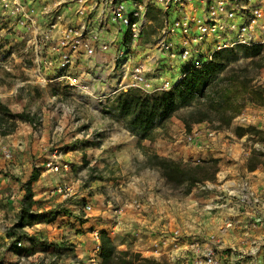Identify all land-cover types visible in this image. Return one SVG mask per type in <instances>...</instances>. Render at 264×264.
I'll use <instances>...</instances> for the list:
<instances>
[{"label":"rangeland","instance_id":"obj_1","mask_svg":"<svg viewBox=\"0 0 264 264\" xmlns=\"http://www.w3.org/2000/svg\"><path fill=\"white\" fill-rule=\"evenodd\" d=\"M151 15L153 27L145 32L147 35L149 32L152 34L154 27L160 26L162 22V17L157 12ZM3 28L4 24L0 19V104L11 113H29L34 117V122L17 121L16 128L6 135L2 134L5 127L0 128V140L8 143L12 150L10 159H4L0 154V264H100L94 232L101 230L98 229L101 223L108 225L106 228L101 226L114 239L117 249L138 252L122 245L126 240L118 232L116 226L119 224L116 225L113 215L107 224L100 214H95L98 211H85L86 205H94L87 196H93L97 192L101 194L105 205L110 201L111 206H116L127 198L134 210L133 200L140 201L143 210L145 205L157 203L158 199L172 208L186 210L190 208L191 196L208 199L213 194L217 197L208 207L228 213L226 207H216L222 201L218 197L223 196L228 187L238 189L244 182L252 186L257 183V179L249 171L264 165V137L261 135L252 132L256 147L251 155L258 161L254 170L247 169L251 155L242 157L236 140L228 136L232 121L229 126H223L211 116V119L191 123L189 131L194 127L207 126L216 130L218 137L216 140L206 138L201 143L186 144L184 135L189 131L182 118L193 110V102L158 123L151 133L152 139H141L117 113L114 95L102 96L108 91L96 89L91 95H85L65 86L39 85L27 63L23 52L24 44L11 39L9 34H4ZM232 50L235 55L227 71L245 70L252 84L264 86V67L258 68L252 64V58L244 57L241 47H234ZM182 131L185 133L179 145L201 146L209 152V157L189 155L184 158L179 155L174 158L167 146L170 141H174V134ZM163 145L165 150L161 149ZM174 145L179 146L176 143ZM53 150L59 153L60 161L68 164V169L59 174L47 171L45 166L47 157ZM150 153L184 161L218 158L216 178L214 181H206L210 187L200 188V183L185 194L184 186L172 187L158 169L146 166V158ZM33 169L38 173V179L32 183L31 211L35 215L30 225L18 226L17 220L24 198L22 185ZM72 182L75 183L74 191H65L64 186ZM48 187L49 190H46ZM206 205V201L201 199L192 207L196 206L201 211ZM249 211H245L247 217L251 213L264 216V211L259 212V209ZM95 215L98 218L95 224L86 225L87 230L83 226L79 227L77 221ZM237 216L238 214L233 218L237 219ZM219 217L208 231L209 234H216V224L222 222V216ZM245 219H237L236 226L242 225L243 231L251 227L250 222H255L256 227H264V223L260 221ZM33 226L38 231L31 232ZM247 234L248 232L243 233L244 236ZM229 235L233 236L231 232L227 233ZM261 240L262 243L251 245L253 249H238L233 245L223 247L222 252L228 256H239L235 260L237 264H262L264 262H258L264 258V238ZM155 258L165 259L171 264L166 255Z\"/></svg>","mask_w":264,"mask_h":264},{"label":"built area","instance_id":"obj_2","mask_svg":"<svg viewBox=\"0 0 264 264\" xmlns=\"http://www.w3.org/2000/svg\"><path fill=\"white\" fill-rule=\"evenodd\" d=\"M149 12H157L162 17L160 26L154 27L151 34V46L164 52L170 60L187 62L189 67H200L204 60H210L222 49L257 44L264 49V0H0L4 34L24 44L27 63L39 85L65 86L85 95L103 89L108 91L103 97L114 95V98L127 89L151 94L172 86L164 79L159 88H154L152 84L158 76L150 72L149 63L131 62L139 39L153 25ZM111 48H114V86H110L108 78L95 77L91 81L88 76L84 77L80 71L89 68L82 63L83 55H95ZM171 66L172 63L166 70L172 71ZM263 125L264 99L259 105L247 98L232 119L228 132L239 145L242 157L247 158L256 147L255 135L249 132L237 135V129L258 130L264 129ZM217 137L214 129L194 127L185 133L184 141L197 144ZM11 151L8 143L0 140V154L4 159L12 157ZM59 156L57 150L48 155L45 166L49 171L61 173L68 169V164L60 161ZM249 172L257 179L255 185L244 182L238 189L228 187L223 198L218 197L223 202L216 207H226L228 214L221 219L216 234H193L180 226L167 225L152 232L151 227L138 226L135 237L142 238L151 232V240L147 247L137 251L143 257L166 255L171 264H230V255L222 252V243L237 225L233 216L244 215L251 209L264 211V165ZM74 186L72 182L64 190L72 192ZM208 187L207 182L200 186ZM107 204L111 206L110 201ZM133 206L142 211L140 201L133 200ZM91 207L86 205L85 211ZM111 211L116 225L121 223L123 207L112 205ZM260 217L256 221L264 223ZM249 226L256 227V224L250 222ZM94 236L98 238L97 230Z\"/></svg>","mask_w":264,"mask_h":264},{"label":"trees","instance_id":"obj_3","mask_svg":"<svg viewBox=\"0 0 264 264\" xmlns=\"http://www.w3.org/2000/svg\"><path fill=\"white\" fill-rule=\"evenodd\" d=\"M241 48L244 57L252 58V64L258 68L264 67V51L261 44ZM232 49L218 50L210 60H204L200 67H189L183 77L169 89L157 90L151 94L136 89L120 92L114 98L117 113L126 120L127 127L141 139H152L151 133L158 123L193 102V110L182 118L187 131L190 130L191 123L211 119V116L217 119L220 125L229 126L243 107L246 97L256 104H261L264 99V86L252 84L245 70L227 71L235 55ZM17 121L33 123L34 117L24 111L11 113L0 104V128L5 127L2 134L12 132L17 126ZM244 132H254L264 137V131L254 127L237 130L239 135ZM218 161V158L184 161L150 153L145 164L158 169L172 187L184 186L183 192L188 194L200 183L215 180ZM257 165L258 161L252 154L247 169L254 170ZM37 179L38 173L33 169L22 185L24 198L17 220L18 226L30 225L35 215L31 211L32 183ZM98 237L100 264H169L165 259L143 257L139 252L117 249L114 239L105 230H100Z\"/></svg>","mask_w":264,"mask_h":264},{"label":"crops","instance_id":"obj_4","mask_svg":"<svg viewBox=\"0 0 264 264\" xmlns=\"http://www.w3.org/2000/svg\"><path fill=\"white\" fill-rule=\"evenodd\" d=\"M152 13L149 12V16L152 17ZM150 31V29H148ZM150 32L149 34H145L142 36L141 39L138 41V50L135 52V57L132 59V64L137 63L139 61L144 63H149L148 69L150 72L157 74L156 81L152 84L154 88H159L161 84L163 83V80H169L172 85L175 84L177 81H179L185 72L189 69V64L186 62H181L180 60H170L167 55L164 52L156 50L154 47L151 46L152 38ZM118 45H122V42L120 41ZM82 63L87 64L89 69L86 71H80L82 72L84 77H89L92 81L95 77H99V79L105 80L109 82L110 86H114L115 80H116V74L113 71L114 67V48H111L109 51H105L102 53H98L95 55H87L84 54L82 57ZM172 63V71H167L166 69L169 67V64ZM130 64V65H132ZM78 71V73H79ZM185 131H182L178 134H174L175 139L174 141H170L169 145L167 146L168 150L172 153V156L176 158L177 156H183L184 158H187L189 155L193 156H201L203 158L209 157L207 151L203 150L201 146L193 145V146H182L179 145L183 138V134ZM178 142V143H177ZM178 144L179 146H175L174 144ZM162 145V144H161ZM165 146H162V150H165ZM212 151V150H210ZM212 153V152H210ZM49 171V170H47ZM53 173V172H52ZM59 174V173H54ZM224 175V174H223ZM49 181V180H48ZM47 182V181H46ZM210 187V186H209ZM49 190V187L46 189ZM80 197V196H77ZM217 195L211 194L210 198L204 199V197L201 198H195L193 196L190 197L192 200L190 208L181 210L177 207L172 208L167 203H164V201L158 199L157 203L153 202V204L150 202V204L145 205L143 210L140 212H137L133 209L131 204L129 203V200L126 198L124 200H121L119 205H122L124 209V215L122 216V222L119 223V225L116 226V228L119 230L118 232L121 235H124L125 237L123 240H126L122 245L124 247H129L133 250H140L142 248H145L149 245L151 240V232L145 234L142 238L135 237V232H133L134 228L138 226H145V227H153L152 232L156 231L157 229L161 228L163 225H167L169 227L175 226V224L181 225L180 227L184 229L188 233H208L211 226L214 225L213 223L219 220V216H227L228 213L222 212L220 210H212L210 206L214 201ZM87 198H91L92 203L94 204L91 209H94L98 212H95V214H100L103 220H106V223L109 224V221L112 217V211L111 207L107 204H104V199L102 198L101 194L99 192L95 193L93 196H87ZM206 201L207 205L206 208L203 210H199V208L192 207L195 203H198L200 200ZM153 201V199L151 200ZM171 203V201H169ZM152 204V205H151ZM189 205V203L187 204ZM150 207V208H148ZM223 214V215H222ZM247 217V214L244 215H238L236 218L239 220L245 219ZM264 216H261L262 218ZM248 218V219H247ZM246 219H258L257 215L249 214ZM98 218L95 216L91 217H85L84 222H79V227L83 226L84 229L87 230L86 225L89 224H95L96 220ZM162 219H164V222H162ZM245 219V220H246ZM101 222V221H100ZM162 222V225H161ZM36 225V224H35ZM105 224L101 223L100 228L98 229H105L103 228ZM220 224H216V227L218 228ZM107 230V229H106ZM31 232L38 231V228L33 226L30 229ZM232 237L229 235L223 238L222 248H229L233 247V245H236L238 249H249L251 248V245L256 243H262V240L264 238V227L263 226H257V227H249L247 231H243L242 225L235 226L232 230H230ZM244 232H248L246 236L243 235ZM89 233V231H88ZM91 233V232H90ZM244 236V238H243ZM245 241V242H243ZM228 243H231L232 245H229ZM245 243V244H243ZM97 246L99 245V238H97L96 242ZM228 245V246H226ZM247 245V246H246ZM253 249V248H251ZM239 256L233 257V255H230L231 263H235V260L238 259ZM260 261L264 262V258L260 259ZM264 264V263H262Z\"/></svg>","mask_w":264,"mask_h":264}]
</instances>
